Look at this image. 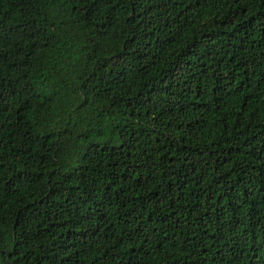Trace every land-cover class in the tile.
<instances>
[{
  "label": "trees",
  "instance_id": "obj_1",
  "mask_svg": "<svg viewBox=\"0 0 264 264\" xmlns=\"http://www.w3.org/2000/svg\"><path fill=\"white\" fill-rule=\"evenodd\" d=\"M0 264H264V0H0Z\"/></svg>",
  "mask_w": 264,
  "mask_h": 264
}]
</instances>
